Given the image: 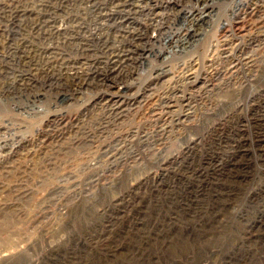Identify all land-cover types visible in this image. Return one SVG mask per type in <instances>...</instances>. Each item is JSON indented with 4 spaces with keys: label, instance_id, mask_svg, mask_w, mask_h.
Wrapping results in <instances>:
<instances>
[{
    "label": "rangeland",
    "instance_id": "obj_1",
    "mask_svg": "<svg viewBox=\"0 0 264 264\" xmlns=\"http://www.w3.org/2000/svg\"><path fill=\"white\" fill-rule=\"evenodd\" d=\"M0 1L7 8L0 10V264H141L133 252L139 256L145 246L156 260L145 264H164L157 261L160 243L188 229L193 218L221 222L203 235L219 233L217 227L239 234L255 220L264 224V0H214L208 8L194 0H152V11L133 13L131 30L143 39L138 60L124 69L131 76L107 91L133 85L120 99L128 107L153 90L165 94V106L166 94L175 89L178 96L172 110H131L117 119L100 109L97 82L73 88L78 84L36 64L46 62L43 56L21 55V45L7 44L26 41L75 59L88 38L94 55L103 35L109 45L118 44V26L100 12L111 16L123 0ZM139 1L135 5L146 6ZM16 5L37 15L7 16ZM253 7L252 23L260 26L245 35L232 31L237 12ZM51 11L57 16H48ZM194 17L206 21L204 35L178 53L186 19ZM154 18L160 38L145 30ZM224 28L233 43L230 62L240 69L229 77L221 72L230 63L211 55ZM20 55L34 64L25 66ZM195 63L196 82H171ZM164 72L171 76L159 80ZM62 119L68 124L55 128ZM49 134L57 144L29 154L30 144ZM18 190L28 195L17 201Z\"/></svg>",
    "mask_w": 264,
    "mask_h": 264
},
{
    "label": "bare ground",
    "instance_id": "obj_2",
    "mask_svg": "<svg viewBox=\"0 0 264 264\" xmlns=\"http://www.w3.org/2000/svg\"><path fill=\"white\" fill-rule=\"evenodd\" d=\"M136 1L137 0H123L121 3L113 5L114 10L111 11V13H110L111 16H109L107 13L104 14L103 9L101 10L100 14L102 17L105 18V16H106L107 20H109L108 22H113L115 25L118 26V28H119V32H117L118 36L113 37V39L118 38L117 39L118 44H117V41L114 40L113 41L114 44L109 45L108 40H110V38L107 37L105 39V37L103 35V39H104L103 46H102L103 49L101 47L100 51L98 50L97 51L98 53L95 51L96 53L94 55H90L93 52V50H92V47L90 45L91 41H89L88 38L85 40L82 39L85 43L83 42V44L80 45V47L77 49V56L75 59H72L70 57L67 58L62 53L61 54H58L57 52L55 53L54 49H52V50H50L49 48H45V49L42 48L41 49L37 45L35 46V48H33L34 44L27 43L24 40H23L24 41L23 43H18L17 45H11V43L7 44V45L15 46V47L21 45L20 48L21 47L24 48V50H22V52H20L21 55H27V56L31 57L33 54H39V56H43V59H45L46 62L39 64L36 61V64L40 65V66L41 65H47V66H49V71L51 70L53 73L60 75V77L64 78L67 81H70L72 83H77L78 86L77 85L75 87L73 86V88L80 87L83 85L87 86V84H89L90 81L97 82L98 85L101 86V88L103 89L102 96H101L100 101H99V104L101 105L100 109L103 111L109 110L111 112V117L114 113L116 119L118 116H123V114L125 112H130L131 110H132V112L135 111L136 114H146V113H154L155 111L160 112V111H165V110H172V109H174V105H175L174 103H175L176 96H178L177 95L178 91H175V89L172 92L173 95H172V93L166 94L167 98L169 99L166 102V106L164 105L165 94L161 93V91L159 92L157 90H153L152 91L153 93L151 92V95L149 96V98H143V100L142 101L140 100L139 102L136 101L137 98L135 97L134 100H132L135 104L134 103L131 104L132 102L129 103V106H132V107H128V104H126V105L124 103L122 104L120 99H122V96H123V98H125L124 95L131 91L133 85L128 87L126 85V83L122 82L120 84L122 87L120 88L119 92L109 93L107 91V90H109V88L113 84L114 85L117 83L119 84V81H122L125 78H129L131 75L128 74L127 76H125L124 69L126 67H128L130 64H132L138 60L134 56V54L140 51V47H141V43H142L143 39H142V34L141 33L138 34L139 30H137V33L136 32L134 33L133 30H131L132 25H134L131 16L133 13H136L137 11H146V12L152 11V7H153L154 3L152 2V0H140L139 3H146V6H144L143 4L135 5ZM194 1L198 5L202 2H205V5L207 8L209 7V3L214 2V0H204V1L203 0H194ZM54 4H55V2H54ZM19 5L18 6L16 5L17 7L12 8L13 10L11 12H7L6 14H10L7 16H11L12 18L15 17L18 20V18L19 19H21V18H23V19L24 18H32V17H34V15H37V14H34V10H29L28 9L29 7H26V6L23 7V6H19ZM40 5L42 6L43 4H40ZM47 7H48V5L43 6V12L44 13L45 12L47 13L49 11V10H46ZM60 7H61V5H60ZM262 7H263V5H262ZM5 8H4V4H2V2L0 1V10L2 11V9L4 10ZM261 9H264V8H261ZM40 10L42 11V8ZM198 10H199V8H198ZM255 12H257V10L254 7L252 8V10H247V8H245V9H241L239 12H237L236 15H237L238 21L235 24V27H234V29H232V31L237 29L239 35H245L248 32H252L251 30L257 29V27L260 26V24H258L259 22L256 24L252 23L253 19L255 17H257V15H255L256 14ZM55 13H56V11L55 12L53 11L52 14H48V16H55L56 17L57 15H55ZM29 16H31V17H29ZM154 16H156V15H154ZM12 18H10V19H12ZM39 19H40V17H39ZM48 20L46 19V23ZM186 24L189 25L188 30H187V32H188L187 37L184 40V43H181V44L179 43L178 46H175L176 49H178V53H184V52L186 53V50L188 48L193 47L194 42H195L194 40H195L197 34H201V36L204 35L203 34L204 29H203V31H201V28L204 27L206 24V21L204 19L195 18V17L194 18H188V19H186ZM254 24H255V26H254ZM57 27H59V26H57ZM228 28H224V30H222V36L220 37V39H218L217 45L212 46L213 50H212V54H211L213 58L217 57V59L220 61V63H224V65H226L228 62L230 63V66H231L230 68H227V69L224 68L223 72L219 71V73L220 72L223 73L222 76H224V77L233 76L237 69L240 70L239 66L237 64H234L233 61L230 62L231 61L230 56L234 52H233V48L231 49V47L233 46L232 41L228 40L229 39L228 36L226 37V35H228V33H226V30ZM56 29L57 28L54 27L53 30H56ZM146 29L148 31H152L153 33H155L158 38L161 37V26H160V23L157 22V19H155V18L151 19V24L149 26L147 25L145 27V30ZM46 31H45V33H46ZM228 32H230L229 29H228ZM36 33H39V32H36ZM52 34H53V31H52ZM54 34H55V32H54ZM50 35H51V33H50ZM57 37H59V36H57ZM65 39H67V38H65ZM64 42L67 43L66 40ZM172 44H170V45H172ZM29 48H31V49H29ZM32 49H34V51ZM17 52H19V49L15 48V52H12L10 54L11 55H17ZM176 54H177V52H176ZM100 55L102 56L101 58H99ZM174 55H175V53H174ZM238 57H240V56H238ZM93 58H95V59H93ZM21 60L24 62L25 66L26 65L32 66L34 64L33 58H32V60L27 61L28 59L26 60V59H24L23 56H21ZM37 60H38V58H37ZM39 61H41V60H39ZM238 61H240V60L238 59ZM250 62H252V61H250ZM37 65H35V67ZM193 65L194 66L192 67V69L190 71L188 70L189 72L186 75H184L182 77L178 76V78L174 77V78H172L171 82L175 79L176 80L189 81V82L194 80L196 82L197 78L195 76H196L197 70H195V68L197 65H196V63ZM217 65L219 66V64H217ZM24 71H26V70L24 69ZM115 74H117L116 77H114ZM170 76L171 75L164 72L159 77V80H162L164 78H168ZM17 77H19V76H17ZM23 78H24L23 76L20 77V81H18V82H22ZM16 79H18V78H16ZM89 85H91V83ZM203 90H205L207 93L210 92V89L207 86ZM95 107H97V106H95ZM175 108H177V107H175ZM106 112L108 113V111H106ZM108 116H110V115H108ZM66 119L68 120V118H66ZM66 119H62V124H60L61 123V122H59L60 120L59 121L56 120V123L58 125L55 128H58V126H62L63 124L67 125L68 122ZM70 127H73V126H70ZM60 129H62V128H60ZM68 129H70V128H67L66 130H68ZM66 133H67V131H66ZM63 134L64 133H62L61 135H63ZM48 136L50 137V134ZM48 143L53 144V145L57 144L54 140V136H51L48 140H44V141L39 140L37 142H33L32 144H30L31 145L30 147H32V148L30 151H28L29 154H30V152L32 154L34 152L35 148H39L40 150H42L43 146L47 145ZM15 153H16V151H15ZM22 185H24V184H22ZM27 193L28 192H23V191L18 190L15 192L14 195H15V198L18 199V200L17 199L16 200L20 201L22 197H26L28 195ZM169 219H171V218H169ZM188 222L189 223L186 224L188 229H184V230L181 229L182 230L181 233L175 234L173 236H167L160 243V245H159L160 250L159 251H161V252L156 254V255H159L157 258V261H161L165 264V262H168L169 259L171 258L172 260H176L175 264H264V224H262L261 222H258L255 220L253 222L247 223L246 229L243 230L244 232H242V233L238 232L239 234L233 233L231 235L227 234L226 230L221 228V227L216 228L219 230V233H214L212 235H209V234L203 235L204 233H206V232H204L206 229H208V228L213 229L214 224L218 223L215 216H213L212 219H209V220L203 221V222L200 221L198 218H196V219L193 218L191 221H188ZM218 224L220 225L221 222ZM146 242H148V241H145V243ZM187 242H190V244L192 245V248L190 250L186 247ZM143 245H144V243H143ZM145 248H146L145 249L146 251L144 250L145 252H143L139 256H138L137 252L134 251L133 252V254L135 253L134 258L138 259V261L140 260L141 264H145L146 260H151L153 262L154 261L156 262L155 253H153V252L149 253L148 252V250H150L149 246H145ZM141 250H142V248H141ZM144 253H145V256H144ZM0 256H2V255H0ZM2 257H4V255ZM2 257L0 259H2Z\"/></svg>",
    "mask_w": 264,
    "mask_h": 264
}]
</instances>
